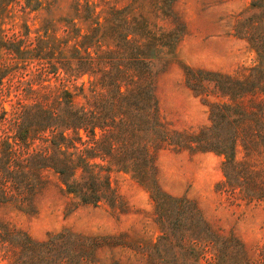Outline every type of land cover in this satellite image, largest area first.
I'll return each instance as SVG.
<instances>
[{"label":"rangeland","instance_id":"rangeland-1","mask_svg":"<svg viewBox=\"0 0 264 264\" xmlns=\"http://www.w3.org/2000/svg\"><path fill=\"white\" fill-rule=\"evenodd\" d=\"M218 105L232 170L196 142ZM65 230L94 259L47 264H264V0H0V264Z\"/></svg>","mask_w":264,"mask_h":264},{"label":"trees","instance_id":"trees-1","mask_svg":"<svg viewBox=\"0 0 264 264\" xmlns=\"http://www.w3.org/2000/svg\"><path fill=\"white\" fill-rule=\"evenodd\" d=\"M138 65L140 67L141 70H143L146 67V64L142 61L138 62ZM110 85L115 86L116 88H120V86L115 85L116 80L113 78L111 80H109ZM130 83H134V80H131ZM147 85H142L139 87L136 95L134 96L136 103H140L142 100H147L150 98V101H153V107L155 108V112L157 115V111H158V104H157V100L156 97L154 95V89L155 86L153 84L152 89H146ZM126 94H122L119 93L117 94L116 97L112 98V102H114L115 100H120L122 102L125 101H129L132 98V95H127ZM215 109L219 112L218 116L215 117L213 116L212 118V122H213V126L211 129H209L208 134L204 135L202 134L201 137H198L196 139V142L200 145H203V148L205 151H212V152H217L219 154H223L227 157V162L225 164V168L232 170V168H236L235 166L237 165L234 161V154H235V147H236V143H237V136H230V135H223L221 134V132L224 131V126L227 125V123L224 121L223 117H219L220 114H222V112L224 110H226L225 106H215ZM120 113H122L123 115H125L126 113H128V111H126L123 107H120ZM84 118H90V116L88 117L87 114L83 115ZM94 117L92 116L90 119L86 120L87 124H83L86 125L87 129H85V131H89L91 136H95V128L96 125L94 123ZM82 121V120H81ZM123 123V121H122ZM91 128V129H90ZM82 138L78 137L77 140L71 138V139H65L64 141H66L67 146L69 144V146L74 147V143L76 141L81 142ZM249 141V140H248ZM248 143V148L252 149L254 146L252 144ZM96 149L93 150H89L87 152L82 153V155H92L95 152ZM82 160V162L84 161L82 158H80ZM81 163V162H80ZM82 165V163H81ZM77 167V166H75ZM69 168V166H68ZM74 169L72 167L69 168ZM232 176H229V179L231 180ZM68 189L70 191V193H76V194H80L79 197L82 199V201L85 204H98V202L100 201V198H98L97 196H95L97 194V190L95 188V179H93V177H89L87 179V181L84 184L78 183L72 186H68ZM86 189V193H84V190ZM82 193V195H81ZM86 195H92L93 197L90 198H85ZM166 200H172L174 201V199L170 198L167 195L161 194L159 202H158V207L160 208V210H163V208H165V201ZM181 202V201H179ZM194 217H198V219H202L201 216V212L200 210L196 207V205L194 204ZM24 239H25V247H24V251L26 253H28V261L26 259V262L23 264H47L48 263V259L51 257V255L57 251H64L63 253L66 255L67 260L69 261V257L72 256L70 255L72 253V251H74L75 249H77L79 251V258L81 257L82 259H87V260H93L94 258L91 256L90 253H88V249L90 248H95L94 247V240H91L89 238L86 237H79L74 235L73 233L65 230L63 231L61 234L56 235V236H52L49 237V240H47L46 242H34L32 239H30L27 235H23ZM0 242L2 243H6V242H11V243H16L17 242V238H14V235L9 233V232H3L0 233ZM94 250V249H93ZM21 258L18 259V261L20 262ZM19 264V263H18Z\"/></svg>","mask_w":264,"mask_h":264}]
</instances>
